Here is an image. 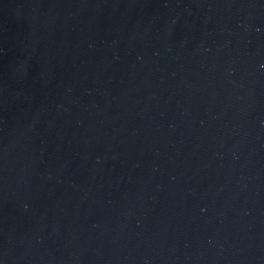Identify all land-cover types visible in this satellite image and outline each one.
I'll list each match as a JSON object with an SVG mask.
<instances>
[{
    "label": "water",
    "instance_id": "95a60500",
    "mask_svg": "<svg viewBox=\"0 0 264 264\" xmlns=\"http://www.w3.org/2000/svg\"><path fill=\"white\" fill-rule=\"evenodd\" d=\"M0 264H264V0H0Z\"/></svg>",
    "mask_w": 264,
    "mask_h": 264
}]
</instances>
